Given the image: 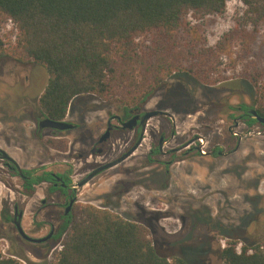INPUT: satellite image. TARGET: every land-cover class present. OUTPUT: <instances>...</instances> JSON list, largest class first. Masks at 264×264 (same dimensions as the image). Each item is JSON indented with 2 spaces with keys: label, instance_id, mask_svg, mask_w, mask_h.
I'll return each instance as SVG.
<instances>
[{
  "label": "rangeland",
  "instance_id": "obj_1",
  "mask_svg": "<svg viewBox=\"0 0 264 264\" xmlns=\"http://www.w3.org/2000/svg\"><path fill=\"white\" fill-rule=\"evenodd\" d=\"M248 12L238 1L228 0L220 14L195 21L194 47H188L185 37L182 40L197 55L185 61L200 77H207L206 82L193 74L174 73L142 108L166 112L174 119L175 137L163 152L192 142L195 150L175 158L149 154L160 135L169 137L172 126L167 117L150 119L144 140L131 157L74 193L71 214L85 205L108 210L143 226L161 257H182L187 264H223L220 253L230 241L238 248H264V127L247 128L238 119V108L257 106L256 91L243 77L247 61H257L248 46L264 43V24L253 29ZM47 79L40 66L0 58V150L21 170L67 173L76 184L123 155L133 144L134 132L112 133L101 146L103 153L91 155L106 121L121 114L118 104L95 96L71 101L65 121L77 129L39 130L37 101ZM201 141L205 155L197 152ZM213 147L222 154L238 150L230 156L209 157ZM49 188L40 184L32 197H25L20 178L0 160L3 256L22 264L54 261L57 243L32 246L12 223L15 206L23 213L21 228L27 236L45 237L52 227L55 232L63 199Z\"/></svg>",
  "mask_w": 264,
  "mask_h": 264
},
{
  "label": "trees",
  "instance_id": "obj_2",
  "mask_svg": "<svg viewBox=\"0 0 264 264\" xmlns=\"http://www.w3.org/2000/svg\"><path fill=\"white\" fill-rule=\"evenodd\" d=\"M227 1L0 0V58L45 69L47 84L37 101L42 119L64 121L71 101L81 96L118 104L126 119L174 73L193 74L206 82L207 77H200L185 61L197 51L191 53L194 48L188 50L182 39L194 47L195 21L220 14ZM236 1L248 9L253 29L264 24V0ZM248 48L257 61H247L243 77L257 94L253 110L264 118V43ZM243 122L247 128L258 125L250 116ZM22 174L25 197H32L43 183L50 185V193L67 195V189L54 185L56 178L50 172ZM56 177L69 183L67 173ZM5 219L9 221L8 216ZM57 242L62 249L51 264H187L182 257L157 254L143 226L88 205L59 216L51 239L32 246ZM220 257L223 264H264V248H238L230 241ZM0 264L22 263L0 253Z\"/></svg>",
  "mask_w": 264,
  "mask_h": 264
},
{
  "label": "water",
  "instance_id": "obj_3",
  "mask_svg": "<svg viewBox=\"0 0 264 264\" xmlns=\"http://www.w3.org/2000/svg\"><path fill=\"white\" fill-rule=\"evenodd\" d=\"M249 115L259 124L264 126V118L259 117L256 112L254 110L249 111ZM156 117H167L171 120L172 122V131L175 132V122L173 117L166 113V112H162V111H150V112H145L143 114V116L140 118L139 116H135L132 120L125 122L122 124V129L123 130H132L138 119H140L139 122V127H140V135L139 138L137 140V142L134 144V146L128 151L126 152L124 155H122L121 157H119L118 159L111 161L109 163H106L102 166L97 167L96 169L92 170L88 175H86V177H84L80 182L76 183L73 187L72 190L73 191H77L78 189H81L82 187H84L86 184H88L95 176L99 175L100 173L107 171L111 168H114L115 166L119 165L120 163H122L123 161H125L128 157H130L136 150L137 148L140 146L142 140H143V136L145 133V129L147 126V123L150 119L152 118H156ZM38 129L39 130H43V129H49V130H54V131H66V130H70L73 128V126L65 121L62 122H55V121H51L49 119H42L38 122ZM110 131H111V126L110 123H108V127L105 131V133L100 137V139L98 140V145H102L103 143L107 142V140H109L110 138ZM199 151V148H198ZM102 151L98 150L96 154H101ZM0 159L2 161H6L7 165L9 167H11L13 170H15V172L17 173L18 176L23 177L22 174V170L18 167V165L15 163V161L10 158L8 155H6L3 151L0 150ZM54 178L59 179L58 177H56L55 175H53ZM75 202V199H71L69 201V207L70 208L72 206V204ZM15 210L16 207H15ZM21 216L22 213H18L17 216L14 217V226L19 234V236L29 242V243H34V244H42L47 242L48 240H50L51 236H52V232L46 236L45 238L42 239H32L30 237H28L23 229L21 228Z\"/></svg>",
  "mask_w": 264,
  "mask_h": 264
},
{
  "label": "flooded vegetation",
  "instance_id": "obj_4",
  "mask_svg": "<svg viewBox=\"0 0 264 264\" xmlns=\"http://www.w3.org/2000/svg\"><path fill=\"white\" fill-rule=\"evenodd\" d=\"M252 109H248V110H246V111H242L240 108H238V111L241 113L239 116H238V119L240 120H242V121H244V117H247V116H250L249 115V111H251ZM145 112H148V111H144V110H139V111H131L130 112V115H129V117L128 118H126V119H124L123 118V113H122V110H121V114L120 115H113L112 117H110V119L108 120V121H106V124H105V131H106V129H107V127H108V123H110V126H111V131H110V136H111V134L112 133H114V132H117V131H128V132H134L133 134V144H132V146L126 151V152H128L133 146H134V144L137 142V140H138V138H139V135H140V127H139V122H140V119H138L137 120V122H136V125H135V127L132 129V130H123L122 129V124L123 123H125V122H128V121H130V120H132L135 116H139L140 118L143 116V114L145 113ZM150 112V111H149ZM251 117V116H250ZM65 121V120H64ZM66 122V121H65ZM113 122H115L116 124L114 125V124H112ZM149 122V121H148ZM244 123V122H243ZM70 124V123H69ZM148 124V123H147ZM72 126H73V128L72 129H70V130H74V129H77L78 127L76 126V125H73V124H71ZM259 125V124H258ZM260 127H264V126H262V125H259ZM146 128H147V126H146ZM70 130H66V131H70ZM145 132H146V129H145ZM105 133V132H104ZM103 135V134H102ZM101 135V136H102ZM100 136V137H101ZM144 136H145V133H144ZM144 136H143V140H144ZM234 136H236L237 137V135H234ZM100 137H99V139H100ZM174 137H175V132H173L172 131V126H171V131H170V135H169V137L168 138H166L165 137V135L164 134H162V135H160V137H159V139H158V142H157V147H156V149L155 150H153V151H149V154H152V155H161V156H167V157H171V158H175L176 156H180V155H187L189 152H193L194 150H195V148L194 147H192L193 146V142L192 143H185V144H182V145H179V146H177V147H174V148H171V149H169L168 150V152H163V149L165 148V147H167L168 145H170V143L173 141V139H174ZM98 139V140H99ZM110 139V138H109ZM98 140H97V142H96V145L91 149V151H90V154L91 155H95L96 153H97V151L98 150H101L102 151V153H103V149H102V145L103 144H105V143H103L102 145H98ZM143 140H142V142H143ZM108 141V140H107ZM142 142H141V144H142ZM141 144H140V146H141ZM139 146V147H140ZM138 147V148H139ZM137 148V149H138ZM238 150V148L237 149H234V150H232V151H229V152H227L226 154H222L220 151H219V147H213L208 153H207V155L209 156V157H213V156H216V157H221V156H230V155H232V154H234L236 151ZM137 151V150H136ZM135 151V152H136ZM197 151V150H196ZM125 152V153H126ZM134 152V153H135ZM198 153H199V151H197ZM101 153V154H102ZM124 153V154H125ZM133 153V154H134ZM101 154H99V155H101ZM123 154V155H124ZM132 154V155H133ZM200 154V153H199ZM206 154V153H205ZM98 155V154H97ZM131 155V156H132ZM122 156V155H121ZM120 156V157H121ZM130 156V157H131ZM129 158V157H128ZM127 158V159H128ZM118 159V158H117ZM126 159V160H127ZM1 160V159H0ZM5 162V161H4ZM124 162V161H123ZM121 164V163H120ZM5 165H6V167L11 171V172H15V170H13L11 167H9L7 164H6V162H5ZM118 166V165H117ZM116 167V166H115ZM23 171V170H22ZM53 174V173H52ZM89 174V173H88ZM87 174V175H88ZM53 175H55V174H53ZM56 176V175H55ZM18 177H20V176H18ZM86 177V176H85ZM59 178V177H58ZM20 179H25V177L23 176V177H20ZM55 182H56V184H54L55 186H62V188H64V189H67V195L65 196V197H63L62 196V199H63V204H62V206H61V210H62V214L61 215H63V216H68L70 213H71V209H72V207H73V205L75 204V202L72 204V206L70 207V208H68L69 207V201L73 198V199H75V196H74V193H75V191H73L72 190V187L75 185V184H73L70 180H69V183L67 184V185H65L64 184V182H63V180L61 179V178H59V179H53ZM59 192V191H58ZM60 195H61V193H60ZM45 203V201H42V204H44ZM16 209L17 210H15V206H14V208H13V217H12V223H13V225H14V217L15 216H17V214L18 213H22V211L21 210H19L17 207H16ZM22 215H23V213H22ZM21 219H22V216H21ZM15 227V226H14ZM53 233L54 234V227H52L51 228V231L49 232V234L50 233ZM48 234V235H49ZM52 234V235H53ZM48 235H46V236H48ZM45 236V237H46ZM29 237V236H28ZM45 237H42V238H45ZM52 237V236H51ZM31 238V237H30ZM42 238H38V239H42ZM22 239V238H21ZM32 239H34V238H32ZM51 239V238H50ZM23 240V239H22ZM23 241H25V240H23ZM49 241V240H48ZM47 241V242H48ZM25 242H27V241H25ZM47 242H45V243H47ZM27 243H29V242H27ZM29 244H32V245H41V244H34V243H29ZM42 244H44V243H42Z\"/></svg>",
  "mask_w": 264,
  "mask_h": 264
},
{
  "label": "built area",
  "instance_id": "obj_5",
  "mask_svg": "<svg viewBox=\"0 0 264 264\" xmlns=\"http://www.w3.org/2000/svg\"><path fill=\"white\" fill-rule=\"evenodd\" d=\"M200 144H202V145H199V153H200V155H205V152L203 151V143H202V141L200 142ZM61 249H62V245H61V242H57V246H56V248L54 249V251L55 252H59V251H61ZM53 251L51 250V253H52ZM56 253V254H57Z\"/></svg>",
  "mask_w": 264,
  "mask_h": 264
}]
</instances>
